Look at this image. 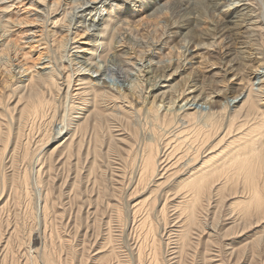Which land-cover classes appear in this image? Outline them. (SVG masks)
<instances>
[{
    "label": "bare ground",
    "instance_id": "1",
    "mask_svg": "<svg viewBox=\"0 0 264 264\" xmlns=\"http://www.w3.org/2000/svg\"><path fill=\"white\" fill-rule=\"evenodd\" d=\"M62 1L64 0H0V42L4 43L5 38H8L7 40H9L10 37L12 38L10 35L11 33H17L19 36H23H20L18 40L12 38L10 39L11 41L9 40L10 42L8 41L7 45H5L6 47L14 46L15 50L14 48L10 50L6 47H3L5 50L0 49V70L5 69L9 74L13 73L18 75V78H16L18 79V84H21L14 89H12L14 86L13 83H11L12 85H8V88L13 91H15V89L16 91L18 90L21 95L13 111L17 113L18 117L14 119V116L9 114L6 116L7 119L5 118L4 122L0 125V128L5 126L3 129H0L3 137L7 135L10 136V130L11 133L14 134L12 135L14 147L10 149L11 151L8 153L9 160L8 162L6 161L7 164H10L11 181L14 180L13 178H15L18 171V169L15 170L16 162L14 163V159H21L22 161H20L23 162L21 166L24 163H29L27 159L28 152L26 150L29 149L28 146L30 143V145H32L34 138L32 140L29 135H25V132L34 127H32L31 124L36 125L39 121L44 119H47V123L49 121L54 123V119L58 112V122H60L59 124H61L62 127L57 131V134L61 135V133L65 131L66 136L63 141L52 150V152L58 151V153H60V157L55 160V164L67 166V163L73 159L74 162L72 166L78 167L80 163V161H78V156L81 157L83 155V161L85 163L89 162V154L91 149H93L92 151H94V153L92 155L94 159L92 164L94 165L96 164V160L102 157L103 154L109 155L111 152H116L117 155L119 154L120 159L122 158L121 161L118 159L119 167L117 166L118 168L116 171H122L123 164L128 163L129 160L135 168V177L136 179L138 178L140 182L141 180L148 181L153 177L159 176L166 180V175L162 176V172L166 171L167 173L169 166H163V163H167L166 161L171 162L172 158L175 156V152L177 149H180L183 142L186 143L187 140L190 141L191 135L187 131H192L194 137H199L198 134L204 136L206 131L210 133V130L218 127L217 125L223 122V112L227 108L233 107L235 109L234 113L232 112L234 115L230 114L228 116V127L232 128L236 118L240 116L241 110L248 108V110H245L246 112L243 111L241 119H244L245 123H247L246 121L257 117L260 121L258 123L256 122L257 125L253 129H250L246 135L250 137V135H254L255 131L264 130V103H262L264 101V70L256 69L253 74L255 75L253 78H256L262 83L260 88L253 87L255 86L253 84V86L251 84L246 85V87L241 86L239 89L243 92L240 91L241 93L237 95V97L235 96L234 100L231 102L229 101L228 104L226 101L227 105H224V103L221 104L218 100L213 101L215 109L207 114H204L202 110L198 108L199 106H203V103L199 105L200 102L204 100L211 101V95L214 93L216 96L225 98L222 90L214 91V93H207L205 88H203L202 85H197L196 82L190 84L187 88L185 87L183 90L178 91L177 89L178 92L174 95L170 94L171 96H168L169 90H163L171 84H163V86L159 80H157H164L162 78H165L164 75L161 74L162 77L160 73H158V71L161 72L160 68L164 73L166 72V68H169L168 71H172V73H166L169 74L172 80V75H175L177 72L181 73L180 70H184V68L188 66L194 70L195 64L203 65L210 59H207L206 53H210L211 50H206L204 54L202 50L206 49L205 46L196 45L192 50L190 46L185 48L184 55H182L184 61L182 60L180 62L182 57L179 58L178 55L179 61L173 58L170 63L161 61L163 54L167 56L170 54L172 56L174 55V47L169 45L171 39L180 38L181 36H183V39L184 37L191 36L192 32L198 30L197 27L193 26H199V22H202L200 20L201 18L196 15L197 13L194 16L188 17L184 15V3L186 0H170L171 5H167V2L162 4V0H68L71 3L69 6V3L65 2L68 7H65V5L62 6ZM259 1L262 13L260 14L261 18L258 20L256 19L258 16H256V14L258 12L255 10L256 7L253 0H195L194 3L200 4L199 7L201 6L202 9L205 7L206 9H210L212 14L218 15L219 18L214 21L216 23L212 24L214 28L213 31L219 29V31H231L238 35L239 33L252 35L256 32H261V23L264 24V0ZM22 6L23 8H19ZM131 6L135 8L133 11L139 9L140 11L147 12L149 16L160 15L169 7L173 13L175 22L165 31L159 32L157 29H152L151 31H142L140 35H135V33H133L136 31L135 28L129 29V25H131L130 23L132 22V20H130L131 15H133L131 14L132 11H130L132 10ZM119 11H121V13L118 15L117 13ZM12 13L18 14L19 19H17L16 15V19L11 18ZM26 27H29V29ZM182 30H187V32L183 34ZM198 35L202 38L208 36L207 33L203 32H200ZM38 36L39 38L37 39ZM80 40L84 41L81 43L83 46L78 45ZM19 48L28 49L29 54L38 53L37 59L40 63L38 62V64L27 67L26 63H22L17 57L21 51ZM18 49L19 51H17ZM48 52L55 56V61L46 55ZM21 55L23 58L24 55ZM25 55H27L26 51ZM147 56L150 58L143 62L144 58ZM139 57L143 59L141 60ZM155 58H158V60ZM230 62L231 61H229V63ZM55 64L58 67L56 69ZM228 65L227 63V66ZM131 69H136L137 72L133 73L130 71ZM121 71L126 74L125 78L130 84L125 89L110 88L106 81L104 82L106 76L112 72L118 75ZM215 73L216 72L213 74L215 75ZM234 77L236 76L234 75ZM8 80L9 79H1V84L3 83V86L0 85L2 86L0 87V96H4L2 90L9 84ZM166 81L168 82V79ZM145 85L147 88H152L151 93H154L153 101L147 100L148 96H145L146 91H144L143 87ZM156 86L161 87L155 89ZM74 87L75 89H73ZM172 87L174 88V86ZM157 90L162 92L155 94ZM74 91L76 92L73 93ZM151 93L149 92V94ZM185 98L187 99L185 103L176 105L177 100L184 101ZM20 99H23V101ZM117 100L121 103V107L117 106V109L114 110L120 108L121 110H119V112L114 113L109 108L106 109V107L111 105V102ZM125 102L128 104L125 105ZM63 104H68L66 109L62 108L64 106ZM163 104L167 107L166 109L163 108L164 111L162 112L161 107ZM229 105L231 106L229 107ZM6 111L10 113L12 110L10 111V109L6 108ZM74 112L77 113L76 116L72 115ZM134 118H138L139 121L142 120L145 125L148 124L152 126L151 136L145 138V140L147 141L148 139V141L145 149L142 148L141 154L138 153L141 148L136 151L133 148L134 145L130 142V144L126 142V148H122L123 146L121 148L119 147V142L124 144L122 142L124 140L122 136L128 135L127 131L129 130L127 129V125L130 124L127 123H134ZM196 122L198 125L195 126L194 124V129L189 128L192 123ZM172 123L174 125L176 124L178 127L174 128L177 129L176 131L174 130L173 133L170 131L172 127L169 129ZM7 126H12V129H6ZM157 128H162L161 131L166 129L165 133L168 136L170 135L168 142L174 138L177 140L174 143L176 145H171L168 149L167 147H163V143L160 144L156 138V134L158 133L156 132ZM204 129L207 130L203 131ZM106 136L108 138L104 144V138H106ZM256 136H258V133L255 137ZM194 137L192 136V138ZM253 139L254 137L251 140L242 142L240 144V146H243L241 151H237L238 149L240 150L238 146V148H236L237 150L233 149V151L235 150L237 152L234 151L232 155L230 154L231 156L227 159V165L223 164L216 167L213 162L211 166L212 170L202 165L203 167H200L202 168L200 171L197 170L198 168H195L196 173L180 181L182 183L179 182V185L182 186L180 190L184 189L187 193L185 204L183 202L184 206L182 211L185 215L182 220V225L180 226L183 230H181V232L178 231L180 235L177 233V239L175 238L179 245H177L175 241L174 243L177 246L167 255L169 264L184 263V259L188 256L190 257L192 252H194L193 249L195 244H198L205 229L214 228L213 221L209 222L215 216H211L212 218L210 217V212L212 211L211 206H213L216 201L215 196L217 193L222 190V188H217L216 185H214V177L217 174H226L227 172L229 173V179L234 183L238 178L240 179L244 176V178H242L243 183L250 190V197L247 198V201L239 203V208H241L240 214L229 215L230 218H228V220L233 226H238L240 224L246 226L245 223L255 218L256 221L253 225L261 224L260 226H263L261 238H257L259 239L258 241L254 239L255 241L252 242L249 250L252 260L257 262L255 264H264V141L258 145L259 142ZM39 142L43 144L44 141L42 142L41 138ZM195 142H198V140ZM236 144L237 142L235 141V145ZM168 145L169 143L167 146ZM191 148L192 145L190 144L187 148L188 151L186 149L183 156L175 157L177 161L179 162L184 156H187ZM104 149L105 152H103ZM197 149L192 155L188 156L189 161L192 162L199 156L201 152ZM83 150L84 152L81 154ZM133 151H135L134 155L131 153ZM0 159H2V157ZM197 159L200 160L199 158ZM35 160H37V163L41 161L40 157L33 161ZM173 164L174 163H172V165ZM37 167H33V169L36 170L35 178L37 179V183L43 184V180L40 179V170L43 169L42 167ZM50 170H52V165L48 167V172H50ZM75 171H77V168ZM24 173H27V170L26 172L24 171ZM77 174L74 178L77 177ZM18 175L20 174L18 173ZM33 175H35V173ZM168 177L169 175H167V179ZM261 177L262 185L259 181ZM22 180L20 181L25 184L28 183L26 174ZM48 180L50 179H47L46 182H48ZM18 184H20V182ZM180 190H178V193H180ZM176 192L174 196L177 197L178 194L176 195ZM47 193L45 196L48 195ZM183 200L185 199H182V201ZM46 204L47 203H45V206ZM178 207H180V205ZM208 210L211 211L208 212ZM182 213L181 216L183 215ZM211 214L213 215V213ZM13 232H15V229L12 230L11 233ZM12 235L13 234H11V236ZM193 238L196 239L197 242L196 240L194 241ZM9 242L10 241L7 240V246H5L3 250L7 249ZM150 246L148 248L140 243L134 247L133 258L137 264H163L161 263L162 259L157 245L154 244L151 249ZM174 246L175 245L172 247ZM31 259H33L32 262L34 264V259H36L35 255L30 253L28 254L26 262H30ZM164 259H166V256Z\"/></svg>",
    "mask_w": 264,
    "mask_h": 264
},
{
    "label": "rangeland",
    "instance_id": "2",
    "mask_svg": "<svg viewBox=\"0 0 264 264\" xmlns=\"http://www.w3.org/2000/svg\"><path fill=\"white\" fill-rule=\"evenodd\" d=\"M69 1L64 0L61 5L68 7L65 2H68V5L70 6L71 3ZM168 1L162 0V4L167 2V5H171V1ZM253 1L256 7L255 10L258 12L256 14V16L258 15L256 18L258 20L261 18L260 14L262 13L260 1ZM194 2L195 0H186L183 13L187 17L194 16L197 13L196 15L201 18L200 20L202 22H199V26L194 25L193 27H197L198 30L192 32L191 36L184 37L183 39V36L171 39L169 45L174 47V55L172 56L170 54L167 56L163 54L161 61L170 63L172 58L179 61L178 57H182L180 59L181 62L183 60L182 55H184L185 48L190 46V49L192 50L196 45H202V47L205 46L206 49L202 50L204 54L206 53V50H211L210 53H206L207 59H210L205 63L206 65L203 64L204 66L202 64H195L194 70L189 66L184 68V70H180L181 73L177 72L175 75H172V80L170 79L171 77L169 74L166 73H172V71H168L169 68H166V72L164 73L160 68L161 72L158 71V73L164 75L165 78H162L164 80H157H159L162 85L171 84L163 89L169 90L168 96L174 95L178 91L183 90L185 87H189L190 84L195 82L197 85H202L207 93H214V91L222 90L225 98L216 96L214 93L216 97L212 94L211 101L204 100L200 102L199 105L203 103V106H199L198 108H200L204 114H207L215 109L213 101L218 100L221 104L224 103V105H227L229 101L231 102L234 100L235 96L237 97V95L243 92L239 89L241 86L246 87V85L249 84L255 85H252L255 88H260L262 86V83L259 80L253 78L255 76L253 74L256 69L264 70V24L261 23V32H256L252 35L244 33H239L238 35L231 31H219V29L213 31L214 28L212 24L216 23L214 21L219 18L218 15L212 14L210 9H206L205 7L202 9L201 6L199 7L200 4L198 5ZM19 8H23V6ZM131 8L132 10L130 11H132L131 14L133 15H131L130 20H132V22L130 23L131 25H129V29L135 28L136 31L133 32L135 35H140L142 31H151L152 29H157L159 32L165 31L170 28L173 22H175L173 13L169 7L166 8L164 13L156 16H149L147 12L140 11L139 9L133 11L135 8L132 6ZM120 13L121 11L117 14L119 15ZM15 15L17 16V19H19L18 14L16 13H12L11 18L16 19ZM29 27L26 28L29 29ZM34 29L39 30L37 28ZM182 32L184 34L187 30H182ZM200 32L207 33L208 36L202 38L198 35ZM10 35L12 38H16L15 40H18L21 36L17 33H11ZM12 38L10 37L9 40ZM38 38L39 36L37 39ZM7 39H4V43L0 42V49L5 50L3 47H6L5 45H7V42L9 41ZM82 42L84 41L80 40L78 45H81ZM6 48L13 50L12 48H14V46ZM19 49L21 51L17 57L19 61L26 63L27 67L38 64V62L40 63L37 59L38 53L29 54L28 49ZM19 49L17 51H19ZM25 51L27 52V55H25ZM21 54L24 55L23 58ZM46 55L55 61V56H53L52 53L48 52ZM148 58L150 57H145L143 62ZM140 59L142 60L143 58ZM155 59L158 60V58ZM229 61L231 62L229 63ZM227 63L229 64L228 66ZM56 68H58L57 65L55 66V69ZM1 70L0 85L3 86V83L1 84V79H9V84H7L5 89L2 90L4 96H0V125L4 122L5 118L7 119L6 116L9 114L14 116V119L18 117L17 113L13 111L14 107L19 102V97L21 96L18 90H12L21 85L18 84V75L13 73L9 74L5 69ZM134 70L131 69L130 71L136 73V69ZM121 72V74L118 73V75L113 72L109 73L104 82L106 81L110 88L125 89L130 82L125 78L126 74H124L123 71ZM214 72H216L215 75L213 74ZM234 75L236 77H234ZM167 79L168 82L166 81ZM11 83L14 85L12 89L8 88V85H12ZM172 86H174L175 90ZM75 87L73 89H75ZM143 87L144 91H146L145 96H148L147 100L153 101L154 93H151L152 88H147L146 85ZM159 87L161 86H156L155 89H159ZM75 92L76 91L73 93ZM149 92L151 94H149ZM160 92L162 91L157 90L155 94H159ZM20 100L23 101V99ZM186 100V98L184 101L177 100L176 105L183 104ZM117 101H114L116 103L111 102V105L106 107V109L109 108L114 113L119 112V110H121L120 108L114 110L117 109V106L121 107V103H119V101L117 103ZM262 103H264V101ZM127 104L128 103L125 102V105ZM67 106L68 104H65L62 108L66 109ZM230 106L231 105H229V107ZM166 107L167 106L163 104L161 111L163 112V108L166 109ZM6 108L10 109V111L12 110V113L7 112ZM245 110H248V108L241 110V113L239 114L240 116L237 118L235 117L236 120L232 128L228 127V116L230 114L234 115L233 113L235 109L233 107L227 108L224 112L222 111L224 113V117H222L223 122L220 123V125H217L218 127L210 130V133H207V129H204L203 131H206L204 136L198 134L199 137H194L192 131H187L191 135V137L189 135L191 138L190 141L187 140L186 143L183 142L180 149H177L175 152V156L172 158L171 162L166 161L167 163H163V166H169L167 173L166 171L162 172V176L166 175V180L159 176L153 177L148 181L141 180L140 182L138 178L136 179L134 173L135 168L129 160L128 163L123 164L122 171H116L119 167L118 159H120L119 154L117 155L116 152H111L109 155L103 154L102 157L96 160V164L94 165L92 164L94 159V156L92 155L94 153V151H92L93 149H91L89 154V162L85 163L83 161V155L81 157L78 156V161H80L78 167L72 166L74 162L73 159L67 163V166L55 164V160L60 157V153H58V151L52 152V150L60 144L66 136L65 131L61 133V135L57 134V131L62 127V125L59 124L60 122H58V112L54 119V123H51L50 121L47 123V119H44L45 121H39L40 123L38 122L36 125L31 124V126L34 127L25 132V135H29L32 140L34 138L32 145H30V143V147L28 146L29 149L26 150L28 152L27 159L29 163H24L21 166L23 163L21 162L22 160L20 159V161L15 158V170L18 169L15 178L18 179L16 180L13 178L14 180L11 181L12 175L9 167L10 164H7L6 161L8 162L9 160L8 153L11 151L10 149L14 147L12 137L14 134H12L10 130L11 135L3 137V134H1L0 131V155L2 157V159H0V264H33V259L28 263L26 262L28 254L30 253L35 255L36 259H34V264H137L133 258V250L134 247L140 243L148 248L151 245L150 249L156 244L162 259L161 263L169 264L167 255L179 245L175 238L177 233L179 234L181 230H183L180 226L182 225V220L185 215L182 211L187 198V193L184 189L180 190L182 186L179 185V182L189 178L193 173H196L197 168V170L200 171L202 169L200 167H203L202 165L209 168H211L213 162L216 167L223 164L227 165L228 157L235 151H233V149L240 147V150L236 149L238 152L243 149V146H240L242 142L251 140L253 137V140L259 142L258 145L264 141V130H259L258 132L255 131L254 135H250V137L246 135L250 129H253L257 125L256 122L258 123L260 120L256 117L245 123V120L241 119L243 111L246 112ZM76 114V112H74V114L72 113L73 116H76ZM134 120V123H127L130 124L127 125V129L129 130L127 131L128 135L122 136L125 141H122L124 144L119 142V147L121 148L123 146L122 148H126V142L127 144L132 143V145H134L133 148L136 151L141 148L138 151V153L141 154L142 150L145 149V146L147 145L148 139L146 141L145 138L151 136L152 126H149L148 124L145 125V123L142 120L139 121L138 118H134ZM172 124H170L169 129L172 127L170 131L173 133L178 127L176 124ZM194 124L195 126L198 125L197 122L192 123L189 128L194 129ZM3 127L0 129H3ZM175 127L177 128L174 129ZM6 129H12V126H7ZM161 129L162 128H157L156 131L158 132L156 138L160 144L163 143L162 146L167 147V149L171 145H176L174 143L177 140L173 138L168 142L170 135L168 136L165 133L166 129L163 131H161ZM257 133L259 137H255ZM107 136L104 138V144L108 138ZM192 136L194 138H192ZM41 138L42 142L44 141L43 144H40L39 142ZM196 140H198V142H195ZM235 141L237 142L236 145ZM168 143L169 145L167 146ZM190 144L192 145V148L189 154L184 156V158L178 162L175 157L183 156ZM196 149L202 153H199V156L197 157L200 160L196 158L194 159L195 161L193 160L191 162L189 161L188 156L192 155ZM83 152L84 150L81 154H83ZM103 152H105V149ZM131 153L134 155L135 151ZM35 157H40L41 161L38 163L36 162L37 160L33 161L34 159H37ZM172 163H174V166ZM49 165H52V170H50V172H48ZM33 167H42L43 170H40V179L44 181H42L43 184L37 183V179L35 178L36 170H34ZM23 168L27 170V173H24L26 170ZM76 168L77 171H75ZM18 173L20 175H18ZM34 173L35 175H33ZM25 174L28 182L26 183L27 186L22 182ZM76 174L77 177L74 178ZM167 175H169L168 179ZM242 178H244V176L240 179L238 178L234 183L229 179L228 172L226 174H217L214 177V185H216L217 188H222V190L219 191L220 193L218 192L215 196L216 201L213 206H211L212 211L208 210V212L211 211L210 217L215 215V218L211 217L212 220H210L209 217V222L213 221L214 228L205 229L203 232L204 234L200 237V242L198 241V244H195L193 249L194 252H192L190 257L188 256L185 258L184 263L182 264L257 263L255 260H252L249 249L253 241H258L259 239L257 238H261V234H263L261 232L263 226H260L261 224L253 225L256 221L255 218H252L249 221L250 224L249 222L245 223L246 226L244 224L233 226L228 220V218H230L229 215L240 214L241 208H239V203L247 201V198L250 197V190L243 183ZM47 179L50 180L46 182ZM259 181L262 185V177L259 178ZM19 182L20 184H18ZM178 190H180V193H178ZM175 192L176 195L178 194L177 197L174 196ZM46 193L48 194L47 196H45ZM182 199L185 200L182 201ZM45 203H47L46 206ZM179 205L180 207H178ZM181 213L183 214L182 216ZM211 213H213V215ZM14 229L15 232L11 233ZM11 234L13 235L11 236ZM194 238L193 240L195 241L196 239ZM7 240L10 241L9 246L6 250H3L4 247L7 246ZM173 245L175 246L172 247ZM165 256L166 259H164Z\"/></svg>",
    "mask_w": 264,
    "mask_h": 264
}]
</instances>
